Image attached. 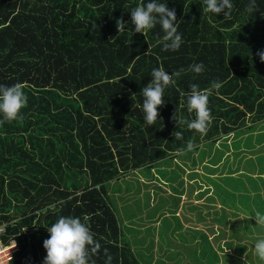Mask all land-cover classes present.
Here are the masks:
<instances>
[{"label":"trees","instance_id":"16d2710c","mask_svg":"<svg viewBox=\"0 0 264 264\" xmlns=\"http://www.w3.org/2000/svg\"><path fill=\"white\" fill-rule=\"evenodd\" d=\"M263 121L264 0H0L10 264H141L109 185ZM221 212L207 213L215 242L196 232L193 264H264L243 242L248 219L224 241ZM176 240L164 264L179 259Z\"/></svg>","mask_w":264,"mask_h":264},{"label":"rangeland","instance_id":"374dc122","mask_svg":"<svg viewBox=\"0 0 264 264\" xmlns=\"http://www.w3.org/2000/svg\"><path fill=\"white\" fill-rule=\"evenodd\" d=\"M108 189L124 233L136 243L141 264H150L152 257L156 258L154 264H164L166 258L160 255L164 247L173 248L170 244L174 239L181 245L174 264L198 261L197 254L203 250L196 254L192 244L203 238L196 232L205 231L212 242L213 234L206 224L221 230L216 215H208L216 211H222L220 216H230L224 241H237L231 237V224L236 221L237 226L239 222L243 225L248 219L246 230L254 233L244 232L243 242L249 245L254 258L264 259V121L218 144L208 143L197 152L184 153L176 161L168 159L155 169L136 172ZM199 213L206 217L204 223L196 222ZM226 251L236 257L230 249ZM246 256L241 257L242 261L251 264ZM166 264L173 263L166 260Z\"/></svg>","mask_w":264,"mask_h":264},{"label":"built area","instance_id":"2783aa9c","mask_svg":"<svg viewBox=\"0 0 264 264\" xmlns=\"http://www.w3.org/2000/svg\"><path fill=\"white\" fill-rule=\"evenodd\" d=\"M6 234V229L0 228V264H10L15 255L19 252L20 246L16 239H12L8 243L3 241V236Z\"/></svg>","mask_w":264,"mask_h":264},{"label":"bare ground","instance_id":"6f19581e","mask_svg":"<svg viewBox=\"0 0 264 264\" xmlns=\"http://www.w3.org/2000/svg\"><path fill=\"white\" fill-rule=\"evenodd\" d=\"M12 10V9H11ZM41 67V66H40ZM83 156V155H82ZM28 236V235H27ZM32 249V248H31Z\"/></svg>","mask_w":264,"mask_h":264}]
</instances>
